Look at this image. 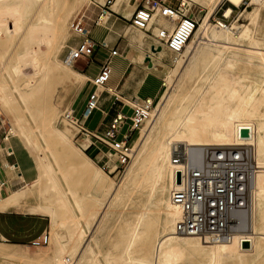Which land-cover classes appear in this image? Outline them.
<instances>
[{
    "label": "bare ground",
    "instance_id": "1",
    "mask_svg": "<svg viewBox=\"0 0 264 264\" xmlns=\"http://www.w3.org/2000/svg\"><path fill=\"white\" fill-rule=\"evenodd\" d=\"M89 1L0 0L1 47H5V44H2L4 39L9 40L8 28L17 27L14 28L17 30L16 41L13 40L14 43L9 41L13 44V49L8 58L0 63V115L9 120L16 137L30 154L33 153L38 172L37 182L35 181L36 183L31 184L30 187L26 186L7 198L0 197V210L16 207L26 193L31 194L35 185L40 188L43 181L47 183L46 191L52 192L60 205H67L54 179L52 168L43 163L38 150L35 149L33 127L40 137L56 141L54 144L61 145L69 140L67 129L50 127L59 113L54 104V98L57 97L56 89L69 86L70 89L79 90L85 77L79 74L73 77L69 68L59 59V54L63 48L67 17L81 3H89ZM121 1L117 0L115 8ZM190 1L198 6H204L205 15L185 45L182 54L174 58L176 68L165 74L170 86L164 95L158 97L157 114L147 126L137 147L135 162L133 161L135 170L129 172L124 186L104 187V200L98 211L99 214L94 216L95 221L92 222L94 225L96 220H101L107 210L123 198L126 203L138 192L146 194V200L135 215L134 221L126 222L125 248L122 252L111 254V264H264V76L259 85L253 86L251 75L246 74L245 71H235V64L239 61L237 58L225 64L220 63L226 46L219 48L217 45L221 41L237 44L248 42L247 49L240 50L237 47V53L244 51L246 57L245 61H240L251 63L250 59L254 58L264 72V43L254 39L255 31L252 28H241L235 24L231 25L233 27L231 30L230 28L225 30L220 21H218L220 30L215 25H211L209 18L221 0ZM227 1L233 6H238L242 0ZM254 1L264 5V0ZM230 13V8L225 10L226 17ZM11 15L13 19L8 18ZM257 15V10L249 14L254 21ZM74 19H70L68 27L72 36L74 33L71 25ZM153 20L152 17L150 23ZM150 23L149 30L152 25ZM170 23L172 25L170 31L157 26L159 29L154 35H159L165 30L170 33L174 27V24ZM193 42L203 44V48L196 50L191 56ZM161 48L160 45L151 51L159 52L161 55ZM72 49L73 47L69 48V53ZM200 52L205 61H209L210 67L213 66L214 73L211 77L204 78L206 82L199 88L201 90L198 94L185 93L188 82L195 74L197 68L195 62ZM147 63L150 65V61ZM89 83L93 89L92 80ZM150 112L148 116L152 117L153 113ZM70 114H74V110L62 115L64 122H66L65 117ZM27 119L34 125L31 126ZM247 125H253L255 129L250 138L253 139L260 170L254 181L252 207L240 218L241 233L230 243L209 244L197 237L177 235L175 222L179 218L180 208L171 203L170 190L174 172L179 166L172 161L173 153L180 151L190 156L196 155L200 147L230 146L235 142L236 127ZM8 135L10 136L9 133ZM82 140L81 145L85 149L88 140L86 138ZM242 140L249 141V139ZM194 148L196 149L191 150ZM77 152L81 160L74 162L73 166L81 174L88 176L91 161L82 151ZM63 155L71 159L72 154L63 148ZM89 180L99 189L103 188L102 184L107 183L93 178ZM167 187L166 200L163 196ZM40 195L42 197V192ZM152 200L157 207L156 210L161 206L164 208V219L160 225L161 235L155 238L148 232L154 224L150 219L153 211L149 208ZM36 211L48 214L53 222L57 220L55 210L46 204ZM81 214L83 215L84 212ZM75 223L79 224L77 221ZM92 225L87 230L80 226L73 231L83 244L82 250L88 251L92 263L95 264L96 258H92L94 252L91 251L89 244ZM239 240L242 242L241 245ZM58 247L63 250L64 244L58 243ZM81 251H63L55 254L62 253L67 258L68 264H78L83 253ZM18 255L19 249L0 247V260H20L32 264H40L44 261L35 256Z\"/></svg>",
    "mask_w": 264,
    "mask_h": 264
},
{
    "label": "built area",
    "instance_id": "2",
    "mask_svg": "<svg viewBox=\"0 0 264 264\" xmlns=\"http://www.w3.org/2000/svg\"><path fill=\"white\" fill-rule=\"evenodd\" d=\"M137 1L138 5L130 18L131 26L163 43L171 54L181 55L198 28L197 21L187 15L190 3L187 0H181L176 5L162 1ZM92 5L96 10L94 17L82 15L72 22L71 29L78 40L69 53V60L73 64L88 60L96 49L105 51L107 55L92 78L93 89L85 99L81 117L74 113L65 119L77 131L79 138L90 141L87 148H82L84 152L93 146L99 152L106 150L108 156L102 166L105 173L124 174L133 158L132 142L149 118L153 101L144 99L132 109L130 116L117 112L103 132L91 131L85 126L84 119L94 112H100L102 94L110 93L104 88L110 78L111 60L118 56L117 51L104 40L95 43L89 31V24L101 27L107 23L112 14L111 0H106L104 4L93 1ZM156 12L174 24L170 33L165 30L153 35L150 32L149 23ZM254 131L253 125L237 126L235 142L230 146L200 148L196 155L190 156L180 151L173 153L172 161L179 166L174 172L170 190L171 203L180 208L179 218L175 222L177 235L197 237L209 244L230 243L241 233L240 218L252 207L254 181L260 170L253 139L250 138ZM49 243L50 236L47 233L31 241L30 246L37 248ZM239 244H242L241 240Z\"/></svg>",
    "mask_w": 264,
    "mask_h": 264
},
{
    "label": "rangeland",
    "instance_id": "3",
    "mask_svg": "<svg viewBox=\"0 0 264 264\" xmlns=\"http://www.w3.org/2000/svg\"><path fill=\"white\" fill-rule=\"evenodd\" d=\"M93 1L104 3L106 0H90L89 3L83 2L80 4V6L72 10L69 16L67 17L68 22L66 21V25H65L66 30L63 38V48L61 49V52L59 54V59L64 65H66L69 68L73 77H76V75L80 73L79 71L91 72L94 70L95 62L85 63L83 61H78L75 64H73L69 60V56H70L69 48L75 46L78 37L74 34L72 36V33L68 28L69 21L71 18L74 19V17L76 18L82 15H86V16L90 15V12L94 10V6L92 5ZM114 1L115 0H111V3L113 4ZM150 1L151 3L153 1L154 2L162 1L165 4L176 5L181 0H150ZM187 1L190 3V9L187 15L193 17L197 21L199 26L203 18V15H205L206 9H204V6L203 7L198 6L190 0ZM131 3H132L131 8L129 7L128 9L125 8V4H123L118 10H114L112 8V10L120 14L118 18L120 21L123 22L121 24L124 29V34H125V18L130 20L132 13L134 12L136 6L138 5V3H136V0H131ZM134 5L135 8H133ZM228 8L231 9V13L228 17H225L224 11ZM255 10L258 11V15H257V19L254 21V19L250 18L249 14H251ZM158 16L160 15L158 12H156V14L153 16L154 20L152 21V23L158 18ZM8 18L13 19V16L11 15ZM160 20L164 21V18ZM218 21H220L224 25L225 30H229V28L231 30V27L235 24H238L239 26H241V28L243 27L252 28L255 31L254 37L261 40L264 43V5L263 4L261 5V3L259 2H256L254 0H242L238 6H233L227 0H221L220 3H218L213 14L209 18V23L213 26L215 25L220 30V27L218 26ZM127 23H128L127 29H128L129 38H131L132 40L134 39L135 41L137 39L138 41L137 43H139L140 45H145L147 47L150 44H153V46L161 45V47H163V49H161L162 54L156 60L157 63L162 67H158V70L155 71L157 74L161 75L160 79L158 80V91H161L159 95L160 97L161 95L165 94V92L168 90L170 86V82L165 78L166 77L165 74L176 68V63L174 62V58H178V56L171 54L162 43L157 42L148 34H145L144 32L134 29L131 26L130 21ZM154 24L156 23L154 22ZM15 27L16 26H10L8 28L7 39L9 38V40H5L3 38L4 43L1 42L2 44H5V47L0 46V63H2V61L8 58L9 54L13 49V44H10L9 41L11 43H14L16 41L15 34L17 30L14 29ZM151 29H153V27ZM151 31H153L152 33L153 35L157 34L156 30H150V32ZM233 32H235V30ZM94 36L98 37L99 32L96 31L94 33ZM241 44L243 46L246 45L249 46L248 42H244ZM235 57L238 60L239 59L244 61L246 60L244 51H242V57H240L238 54H236ZM117 59L118 58L114 59V62L111 61L110 73H111V69L116 68L115 61ZM250 61L251 63L238 61L235 64L234 69L237 71L240 70L245 71L246 74L251 75L252 82H254L253 86H256L255 84L259 85L262 82V77L264 76V72L262 68L257 65L258 62L256 59L251 58ZM212 67L213 66L210 67L209 64H204L203 67L200 66L199 68H196L195 70L196 72L194 71L195 74L193 75V78L187 84L185 93L188 92L190 94H194V93L198 94L201 90V89L199 90V88L202 85H204L206 82L204 78L211 77L213 75L214 71ZM161 79L164 80V84H165L164 86L161 85L162 83ZM107 84L112 85L113 81L109 80ZM80 90L81 88L79 90H76L75 88L70 89L69 86L65 88L57 87L56 89L57 97L54 98V104L57 107L59 113L57 117L53 120L52 125H50V127L67 129L69 133V140L66 143H63L61 145L54 144L56 143V141H53V139L48 140L40 137L36 129L33 127V132H34L33 139H34L35 149L38 150V154L42 158L43 163L45 165H49L52 168L54 179L59 185L63 193V196L65 197V201L67 203L66 206L60 205L56 201L55 195L52 192L46 191L47 183L44 181L41 191L42 197L44 199L43 204L44 205L46 204L55 210L58 223L61 224L60 228L62 227L61 228L62 231L60 233V237L62 241H58L55 243V241L52 240L49 246L47 245L37 248L32 247L30 245L29 247H25V248H13V249H19L18 256L25 254L28 256H35L44 259V261L40 264H68L67 258H65V256L62 253L55 254V252H63V251L69 252L73 250L80 252L82 250L83 244L77 239L76 233H74L73 230H75L76 227H80V226L83 227L85 230H87L89 226L93 224L92 222L95 221L94 216L99 214L98 211L104 200L103 199L104 189H105L104 187L115 186V185H121L122 187L125 185V181L127 180L126 177H128L129 172L133 169L135 170L134 158L137 153V149H138L137 147L141 141L143 134L145 133V130L147 129V126L151 123V121H153L155 114H157L156 110H158L159 107L158 99L155 100L154 97H151L152 101L154 102V107L150 112L151 114L153 113L152 117L149 116V118L144 122L140 132L137 134V137L134 138L132 142V146L134 148L133 158L129 168L124 174H117L116 172H114L111 175H108L100 168L99 169L96 168L91 162V166H89L90 174L86 176L81 174L79 171H77L73 166L74 162L76 161L80 162L81 160L80 156H78L77 154L78 153L77 151L78 150L82 151L85 154L81 145L82 144L81 142L83 141L82 139L84 138H79V136H77V131L70 124L64 122L63 121L64 117H62V115L65 112H69L70 110H73V106H72L73 101L80 92ZM142 101L143 98L138 102L130 101V104L135 107V105L140 104ZM27 120L29 121V119ZM29 122L31 126L34 125L31 121ZM8 133L10 134V136L8 135ZM4 137H8L10 138L11 141L22 144L19 138L16 137L9 120L3 117L2 115H0V138L3 139ZM39 137L41 139H39ZM63 148H65V150H67L69 153L72 154L71 159L63 155ZM200 148H208V147H200ZM195 149L196 148L191 150H195ZM28 153L36 163V159H34L35 157L33 153L31 154L30 152ZM111 159L114 160L113 157H111ZM98 165L100 167V165H103V163L101 164L99 163ZM89 178L99 180L102 183L103 181H107V183L102 184L103 185L102 189H99L95 184H93V186L91 187L90 184L92 183L90 182ZM163 197L167 200L168 187L166 188ZM145 200H146V194L144 192L141 193L138 192L136 195L134 194L133 197L130 198L129 201L126 203H125V198H123L115 206L110 207L107 210V212L103 215L102 218H105L104 223L106 222L105 224H107L108 226V233L104 239L101 237L100 231L94 233L92 239L93 248H91V251L94 252L92 258L94 259L96 258L95 264H99V263L111 264L110 263V260L112 259L111 254L114 252H122L124 250L125 224L126 222L134 221L135 215L140 210ZM149 208L153 211V213L150 216V219L152 222H154V224L151 225L148 232L149 235H151V237L155 238L156 236L158 237L161 235L160 225H161V221L164 219V208L163 206H161L158 207V210H156L157 207L154 204L153 200L149 204ZM83 212L84 214L82 215L81 213ZM74 218L77 220H75ZM75 221H77L79 224H76ZM90 242H91V237H90ZM90 242L89 244L91 247ZM58 243L64 244L63 250H61L58 247ZM81 252L83 253L80 257L78 264H93L90 255L87 253L88 251L84 249ZM0 264H32V263L21 262L20 260L8 261L1 259Z\"/></svg>",
    "mask_w": 264,
    "mask_h": 264
},
{
    "label": "crops",
    "instance_id": "4",
    "mask_svg": "<svg viewBox=\"0 0 264 264\" xmlns=\"http://www.w3.org/2000/svg\"><path fill=\"white\" fill-rule=\"evenodd\" d=\"M117 0H115L113 6H111L112 14L109 17L107 23L101 27H95L89 24L90 37L95 43H100L103 40L108 43L109 47L117 51L118 56L114 57L111 61L118 58L115 61L116 68L111 69L109 80L113 81L112 85L106 84L105 91L110 90V93H103L100 100V112H94L91 116L84 119L85 126L96 132H103L111 119L117 112L130 116L134 106L130 104V101L138 102L142 98L151 99L154 97L158 99L160 92L158 91V80L161 75L155 71L158 67H162L157 63V58L160 56L159 52L155 53L151 51V48H156L160 45L153 46L150 44L148 47L140 45L136 41L128 37L127 29V18H125V34L122 27L123 23L119 20L118 10L123 4L125 8H131V0H122L119 5L115 8ZM100 3V2H99ZM102 4V3H101ZM112 8L114 10H112ZM225 12V11H224ZM91 17L96 15V10L90 13ZM230 15V14H229ZM226 17V16H225ZM92 19V18H91ZM162 19L161 16L152 23L151 27L158 31L160 28L170 31L172 25L170 22ZM239 26L238 24H236ZM98 31L99 36L95 37L94 33ZM153 32V31H152ZM255 34V33H254ZM255 40L257 38L254 37ZM218 42L219 48L226 46L224 57L221 58L222 64L229 61H233L236 54L242 57L240 50L247 49L249 46H243L233 42ZM221 44V45H220ZM236 44V45H235ZM196 45V46H195ZM194 46V47H193ZM233 46V47H232ZM201 47V48H199ZM238 47V48H237ZM203 48V44L194 43L191 46V56L196 50ZM225 48V47H223ZM229 48V49H228ZM231 48V49H230ZM163 49V47L161 48ZM194 50V51H193ZM193 53V54H192ZM107 53L101 49H96L94 55L89 60H82L85 63L95 62L94 70L79 71L83 77H85L84 83L81 87L80 92L73 101V110L76 116L81 117L83 106L87 95L92 91L90 80L98 73L101 65L103 64ZM146 58H149L150 65L145 62ZM240 61V59H239ZM241 62V61H240ZM209 64V61H205V58L201 56V52L198 54V58L195 62L197 68L204 64ZM237 71V70H235ZM241 71V70H240ZM239 72V71H238ZM163 82V79H161ZM108 83V82H107ZM162 85V83H161ZM139 105V104H138ZM137 106V105H135ZM88 145L90 141H88ZM85 147V148H87ZM11 153V154H10ZM87 157L90 159L92 164L96 168L102 170V166L99 163H104L108 154L105 151H97L96 148L90 147L85 152ZM38 172L36 163L25 150L22 144L13 142L10 138H0V197L7 198L13 195L24 187H30L31 184L36 183L38 180ZM36 181V182H35ZM44 181L38 185H35L32 193H26V196L20 200L16 207H11L7 210H0V246L5 248H25L29 247L30 242L43 234H49L50 242L53 240L56 242L62 241L60 237L61 224L58 220L53 222L48 214L36 211L40 206L43 205V198L40 195L42 191ZM91 187L93 184H90ZM38 189V190H37ZM94 189V188H93ZM24 201V202H23ZM105 218L97 220L91 230V248L92 239L94 233L97 231L101 232V237L104 239L108 233V226L104 223ZM54 223V224H53ZM100 227V230H99ZM52 238V239H51Z\"/></svg>",
    "mask_w": 264,
    "mask_h": 264
},
{
    "label": "water",
    "instance_id": "5",
    "mask_svg": "<svg viewBox=\"0 0 264 264\" xmlns=\"http://www.w3.org/2000/svg\"><path fill=\"white\" fill-rule=\"evenodd\" d=\"M151 50H153V51H154V48H152ZM146 62H149V58H146Z\"/></svg>",
    "mask_w": 264,
    "mask_h": 264
}]
</instances>
